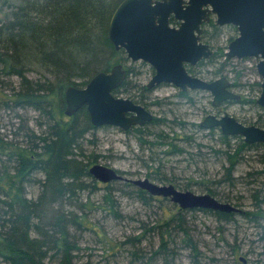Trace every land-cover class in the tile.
Returning a JSON list of instances; mask_svg holds the SVG:
<instances>
[{
    "label": "trees",
    "instance_id": "1",
    "mask_svg": "<svg viewBox=\"0 0 264 264\" xmlns=\"http://www.w3.org/2000/svg\"><path fill=\"white\" fill-rule=\"evenodd\" d=\"M121 1L0 0V87L5 86L0 88V98L3 105L12 110L32 107L41 116L37 130L27 125L18 127L20 143L9 141L7 135L0 132V264H76L84 230L96 235L108 255L115 256L124 251L129 256L128 264L142 262L144 255L139 245L145 232L157 227L160 229L159 244L147 262L162 260V264H172L178 244H183L193 255L199 252L182 213L195 209L210 213L216 221L223 223L234 221L236 214L242 215L257 223L264 232V211L261 208L264 204V143H247L239 136L223 135L218 128L206 131L219 141V146L210 149L216 159L222 160L225 180L233 181L235 167L248 157L250 151H255L260 167L247 172L245 176L249 179L253 212L243 209L235 213L178 208L164 223L153 224L143 229L142 233L126 236L120 241L110 240L103 232H98L90 221L88 211L92 208L119 217V203L114 194L117 191L135 196L144 205L158 199L130 182L114 180L102 184L101 204L93 206L90 197L84 194L98 190L99 182L92 177L88 168L98 162L101 154L87 153L85 142L93 141L86 136L108 126L92 125L85 106L71 116L64 113V90L68 85L82 86L96 72L107 71L114 64L129 60L124 50L116 49L108 37L111 15ZM205 26L201 39L210 44L213 53L189 67V71L200 73L205 69L207 77H218L226 71L234 72L230 68L233 58L224 56L225 44L219 43V36L224 30L235 32V28L216 25L213 17ZM233 37L230 34L226 39L229 42ZM137 64L145 63L130 61L124 65L126 77L113 92L117 95L127 93L132 100L145 106L160 105L158 100H147L150 89L146 85L133 81V77L140 73L139 68H135ZM29 70H34L39 77L32 79L27 75ZM12 76L19 78L18 88L3 84V77ZM230 80L233 88L248 89L234 102L249 104L256 110L264 111L256 103L260 79L241 83L237 73ZM8 90L9 93L6 92ZM191 95V91L177 92L178 98L189 102H192ZM164 121L183 132L179 134L172 128L173 134L170 135L151 129ZM252 123L264 127L261 115ZM188 127L203 129L198 123L176 117L167 120L153 116L151 120L124 132H133L142 149L161 147L164 154L170 155L186 151L172 141L191 144L192 136L186 132ZM150 160L155 162V158L150 157ZM159 169L156 166L152 170L153 176L150 173L147 175L161 182H176L175 176L161 174ZM221 180H211V183L200 180L195 183L219 201L229 202L228 196H222L216 190V184ZM35 183L39 190L35 196H29L26 188ZM176 186L187 189L191 184L176 183ZM237 203L234 205H240ZM162 227L167 229L166 237Z\"/></svg>",
    "mask_w": 264,
    "mask_h": 264
},
{
    "label": "rangeland",
    "instance_id": "2",
    "mask_svg": "<svg viewBox=\"0 0 264 264\" xmlns=\"http://www.w3.org/2000/svg\"><path fill=\"white\" fill-rule=\"evenodd\" d=\"M230 34L236 35L234 31L224 30L219 36V43L226 45L228 42L226 38ZM237 59L242 60L238 61ZM254 61V58H233L230 68H233L234 72L226 71L224 74L231 78L233 74L239 73L241 83L259 79ZM121 63L126 66L130 63V60L121 61ZM137 67L140 73L133 77V81L141 84L147 83L152 75L149 65L137 64L135 68ZM204 73H206L205 69L200 71L199 75L208 79L216 78L212 75L207 77V74L205 75ZM27 75L31 76L32 79L39 77V74L34 70H29ZM6 78L4 79L3 77V84L9 88H18L19 78L17 76ZM3 87L5 86L0 88ZM234 90L244 94L247 93L248 89L244 90L238 87L234 88ZM6 92L9 93V90ZM176 93L177 90L172 85L161 84L153 87L148 94L147 100H158L161 104L147 105L148 109L155 116L165 117L167 120L176 117L195 123H198L206 114L220 115L223 111H227L230 115L246 124L254 122L258 118L257 115H261L264 119V111L256 110L249 104L228 101L219 107H214L211 104V94L203 90H196L192 93V102L178 98ZM118 95L129 97L124 92H120ZM40 120L41 116L34 108L27 107L12 110L10 107L3 105L0 98V132L6 134L9 141L13 140V142L20 143L21 138H19L18 127H26L27 125L29 128L37 130V124ZM171 125L168 121H164L162 124L152 126L151 129L170 135L173 134L172 128L179 134L183 132L177 126L172 127ZM206 130L204 128L201 130L192 127L186 128V132L192 136L191 144L182 143L180 140L172 141L177 146L185 148L186 151L181 154H164L161 151V147L156 146L152 150L146 147L142 149L133 132L126 133L114 126L100 128L94 133H88L86 138L91 139L93 143L86 141L85 148L87 153L91 151L101 154L97 163L111 166L128 178L149 177L151 181L160 184L161 181L147 175L150 173L153 176L152 170L159 166L161 174H165L168 177H176V182L171 181L172 183L175 185L176 183L180 185L190 183L191 186L187 189L195 193L204 192L195 182L205 180V182L211 183V180L222 179L216 184L217 192L222 196H228V203L234 205L238 202L240 205L237 207L244 211L253 212L255 209L249 193V179L245 176L247 172L260 167V163L254 153L255 151H250L251 153L247 155L248 157L235 167L232 172V176L235 178L233 181L225 180L224 168L221 165L222 160L216 159L210 149L212 146H219V141ZM188 152L194 157L192 158ZM150 157L155 158V162L151 161ZM168 182L170 181H163L162 183ZM102 184L106 183L99 182L98 190L91 192L92 194H84L90 197L92 205L101 204L100 198L104 191L101 189ZM38 190L39 186L36 183L26 188L29 196H35ZM114 194H116L115 196L119 203V217H115L111 213L108 214L99 208H92V210L88 211L90 221L97 227L98 232H103L112 241L123 240L126 236L142 233L143 229L153 224L164 223L179 208L169 198L161 196L152 200L149 205H144L135 196H127L120 191ZM261 208L264 211V204ZM182 213L189 225L188 228L192 238L198 244L199 252L193 255V252L183 244H178L177 253L172 264H264V232L254 221L236 214L232 222H218L210 213L196 209ZM161 229L166 237L165 231L167 229L165 227ZM158 230L160 229L157 227L145 232L144 238L139 245L144 255V261H136L132 264H162V260H154L152 263L147 262V258L159 244ZM179 234L181 235V233ZM80 247L81 250L77 254L76 264L129 263V256H126L124 251H120L115 256L105 253L96 235L89 230L82 232Z\"/></svg>",
    "mask_w": 264,
    "mask_h": 264
},
{
    "label": "water",
    "instance_id": "3",
    "mask_svg": "<svg viewBox=\"0 0 264 264\" xmlns=\"http://www.w3.org/2000/svg\"><path fill=\"white\" fill-rule=\"evenodd\" d=\"M178 21L170 24V17ZM218 25L236 26L238 35L229 41L226 58H254L260 77V92L256 103L264 107V0H122L113 11L108 37L116 49H124L131 61L142 60L155 69L147 87L160 82H172L182 89L205 90L211 94V104L219 107L225 101L238 100L240 95L230 88L225 76L202 79L187 74L183 63L195 64L212 54V49L199 41L201 25L210 17ZM126 77L122 63L108 72L93 75L82 88L69 85L64 90V113L71 116L85 106L92 125L116 126L127 129L152 119V114L132 99L112 92ZM204 129L219 128L224 135H238L247 143H264V128L246 125L227 111L207 114L199 121ZM96 180L108 183L125 180L151 195L169 196L181 209L205 208L240 213L241 209L221 202L208 193L181 191L172 184H157L144 179L126 178L111 166L94 163L88 168Z\"/></svg>",
    "mask_w": 264,
    "mask_h": 264
},
{
    "label": "bare ground",
    "instance_id": "4",
    "mask_svg": "<svg viewBox=\"0 0 264 264\" xmlns=\"http://www.w3.org/2000/svg\"><path fill=\"white\" fill-rule=\"evenodd\" d=\"M211 17H213V16H211ZM210 17V18H211ZM214 18V17H213ZM210 20V19H209ZM209 20L207 21V22H203L202 23V25H201V33H199V41L200 42H202V43H205V44H207L211 49H212V47L210 46V44L209 43H207V42H204L202 39H201V37H202V33H203V30L206 28V26H205V24L206 23H208L209 22ZM215 20V19H214ZM177 23H178V21L177 20H175L174 18H173V16H171L170 17V24L171 25H177ZM216 25H218V24H216ZM218 26H233L234 28H235V33H236V35L234 36V37H236L237 35H238V30H237V28H236V26H234V25H232V24H224V25H218ZM233 37V38H234ZM232 38V39H233ZM231 39V40H232ZM229 43V42H228ZM228 43L225 45V50H224V54H225V52L227 51V45H228ZM122 49V48H121ZM124 50V49H123ZM212 51H213V49H212ZM124 52H125V50H124ZM213 53V52H212ZM125 54H126V52H125ZM126 57H127V55H126ZM128 58V57H127ZM129 59V58H128ZM130 60V59H129ZM201 60V59H200ZM199 60V61H200ZM131 61V60H130ZM137 61H141V62H144L145 64H148L149 65V69H150V71H151V73H152V75L155 73V69L151 66V64L150 63H148V62H146V61H142V60H137ZM137 61H132V62H137ZM198 62V61H197ZM197 62L195 63V64H191V63H189V62H184L183 63V66H184V68H185V70H186V72H187V74L188 75H190V76H193V77H199V78H202V76L201 75H199V73H198V71H196L195 73H193V72H191V71H189V67H193V66H195L196 64H197ZM112 67V66H111ZM123 68L125 69V67H124V65H123ZM110 70V69H109ZM109 70H100V71H105V72H108ZM100 71H98V72H100ZM126 71V70H125ZM98 72H96V73H98ZM95 73V74H96ZM94 74V75H95ZM152 75H151V77H152ZM92 77V76H91ZM90 77V78H91ZM151 77L149 78V80L147 81V83H145L144 85H146V88L147 89H152L153 87H156V86H159V85H172L173 87H175L176 88V90H177V92H179V91H191L192 93L193 92H195L196 90H198V89H182L181 87H179V86H175L174 85V83H172V82H160V83H157V84H155L153 87H147V84H148V82L150 81V79H151ZM89 78V79H90ZM88 79V80H89ZM202 79H205V78H202ZM87 80V81H88ZM205 80H208V79H205ZM87 83V82H86ZM86 83L84 84V85H82V86H76V85H72V86H75V87H78V88H82V87H84L85 85H86ZM69 86V85H68ZM119 87V86H118ZM116 89V88H115ZM114 89V90H115ZM113 90V91H114ZM203 91H205V90H203ZM207 92V91H206ZM114 95H116V96H119V95H117V94H115L114 92H112ZM209 93V92H208ZM176 96H177V93H176ZM126 98H130V97H126ZM131 99V98H130ZM134 101V100H133ZM135 102V101H134ZM136 104H139V105H141L145 110H147L148 112H150L151 114H152V117L153 116H155L149 109H148V107H147V105L145 106V105H143V104H141V103H139V102H135ZM87 110V109H86ZM88 113V112H87ZM211 114V113H210ZM207 115V114H206ZM259 115H257V117H258ZM203 119V118H202ZM201 119V120H202ZM198 124H199V122H198ZM243 124H245V123H243ZM246 125H255V124H253L252 122H250V123H247ZM102 126H111V125H102ZM138 126V125H137ZM255 126H257V125H255ZM100 127V126H99ZM114 127H116V126H114ZM133 127V126H132ZM118 128V127H117ZM131 128V127H130ZM260 128H264V127H260ZM121 131H126L127 129H121V128H119ZM219 129V128H218ZM219 131H220V129H219ZM221 132V131H220ZM224 135V134H223ZM228 136H231V135H228ZM233 136H238V135H233ZM239 137H241V136H239ZM242 138V137H241ZM243 139V138H242ZM117 171V170H116ZM118 172V171H117ZM118 173H120V172H118ZM121 174V173H120ZM122 175V174H121ZM125 177V176H124ZM126 178H128V177H126ZM144 178H148L149 179V177H143V178H130V179H144ZM95 179V178H94ZM96 180V179H95ZM150 180V179H149ZM98 181V180H97ZM114 181V180H113ZM122 181H125V180H122ZM151 181V180H150ZM98 182H100V181H98ZM111 182V181H110ZM128 182V181H127ZM153 182V181H152ZM100 183H103V182H100ZM109 183V182H108ZM160 184H162V185H167V184H172L176 189H178V190H181V191H185V190H182V189H180V188H178L174 183H172V182H168V183H160ZM134 185V184H133ZM136 186V185H135ZM138 187V186H137ZM138 188H140V187H138ZM140 189H142V188H140ZM144 190V189H143ZM186 190H189V189H186ZM146 191V190H145ZM191 191V190H190ZM193 192V191H192ZM195 193V192H194ZM203 193H208V192H202V193H197V194H203ZM208 194H210V193H208ZM211 195V194H210ZM152 196H161V197H165V198H169V200H170V197L169 196H162V195H152ZM212 196V195H211ZM212 197H214V196H212ZM215 199H217L216 197H214ZM218 200V199H217ZM171 201V200H170ZM219 201V200H218ZM172 202V201H171ZM222 202V201H221ZM173 203H175V202H173ZM177 206H179L177 203H175ZM180 208V207H179ZM241 211H242V209H241ZM240 259H241V257H239Z\"/></svg>",
    "mask_w": 264,
    "mask_h": 264
},
{
    "label": "flooded vegetation",
    "instance_id": "5",
    "mask_svg": "<svg viewBox=\"0 0 264 264\" xmlns=\"http://www.w3.org/2000/svg\"><path fill=\"white\" fill-rule=\"evenodd\" d=\"M203 26V25H202ZM225 56V55H224ZM255 62V61H254ZM123 65V64H122ZM254 66H255V63H254ZM256 69V68H255ZM222 75H225L228 79H229V81H230V88H231V90H233L234 92H236L235 90H234V88L231 86V80H230V78L226 75V74H222ZM222 75H220V76H222ZM220 76H218V77H220ZM217 78V77H216ZM259 79H260V77H259ZM236 93H238L239 95H240V97H241V94L239 93V92H236ZM259 95V94H258ZM258 97V96H257ZM256 97V98H257ZM240 99V98H239ZM228 101H236V100H228ZM228 101H225L224 103H226V102H228ZM223 103V104H224ZM222 105V104H221ZM220 105V106H221ZM261 107V106H260ZM264 108V107H263ZM223 113V112H222ZM234 117V116H233ZM238 120V119H237ZM239 121V120H238ZM259 127V126H258Z\"/></svg>",
    "mask_w": 264,
    "mask_h": 264
}]
</instances>
